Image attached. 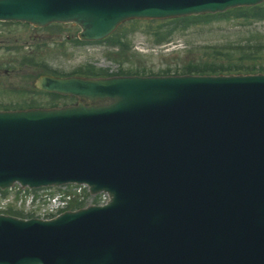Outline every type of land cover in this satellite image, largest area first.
Segmentation results:
<instances>
[{"label": "water", "instance_id": "water-1", "mask_svg": "<svg viewBox=\"0 0 264 264\" xmlns=\"http://www.w3.org/2000/svg\"><path fill=\"white\" fill-rule=\"evenodd\" d=\"M140 1L147 5L123 13L111 7L119 0H3L11 9L0 17L39 25L76 20L90 38L130 16L221 10L260 0H215L199 8L197 0ZM41 85L113 103L0 113V185L87 181L94 190H109L116 197L110 209L120 212L114 226L95 209L84 211L87 217L69 215L65 231L37 241L23 232L31 230L21 228L28 224L0 219L8 225L0 229V264H264V76L65 83L44 78ZM99 167L108 173L96 175ZM149 197L156 210L143 243L125 227H140L138 203ZM166 213L169 225L191 218L163 230ZM198 222L206 227L202 239ZM152 236L158 240L148 241Z\"/></svg>", "mask_w": 264, "mask_h": 264}, {"label": "rangeland", "instance_id": "rangeland-1", "mask_svg": "<svg viewBox=\"0 0 264 264\" xmlns=\"http://www.w3.org/2000/svg\"><path fill=\"white\" fill-rule=\"evenodd\" d=\"M234 22H213L208 25L197 26L191 30H187L182 34L175 36L172 45L161 48L152 43L147 37L137 31L129 36L131 39V48L126 50V56L114 59L108 56L110 48L106 43L97 44H78L74 41V37L79 28L73 24H64L60 27H50L47 29L33 28L30 26H21L9 29L8 33L0 32V42L3 43H27V49L22 51L16 57L19 59L23 55L30 56L31 59L44 61L48 67L58 70L60 73H69L74 68L81 64L91 63L96 66L107 68L109 70H117L120 66L125 69L144 70V68H151L158 70L167 65L174 66L181 63L183 59L193 60L198 57L202 50L212 45L227 44L236 41L241 36L237 35V31L233 29ZM264 28V24H260ZM60 29V30H57ZM127 28L118 30L120 34L127 32ZM264 34V31L262 32ZM48 38L44 36H48ZM69 37V40L65 38ZM42 43L40 49L30 47L34 43ZM56 44H63L62 47ZM177 47V49H175ZM180 48V49H178ZM167 49V50H165ZM13 52H5L0 49V90H21L27 89L31 85L29 77L30 72H36L39 68H31L27 66H20L12 62ZM113 56V55H112ZM16 67V68H14ZM13 68V69H11ZM16 96L15 93L11 92ZM35 100L42 104L50 103L52 97L43 94H34ZM3 98H7L3 100ZM0 100H11L7 96L0 97ZM16 101H25V97H17ZM29 97H26L28 102ZM56 104H63L71 102L68 98H61L54 100Z\"/></svg>", "mask_w": 264, "mask_h": 264}, {"label": "trees", "instance_id": "trees-1", "mask_svg": "<svg viewBox=\"0 0 264 264\" xmlns=\"http://www.w3.org/2000/svg\"><path fill=\"white\" fill-rule=\"evenodd\" d=\"M248 46H250L251 44L249 43V44H247Z\"/></svg>", "mask_w": 264, "mask_h": 264}]
</instances>
